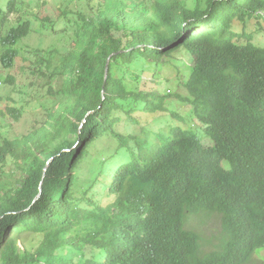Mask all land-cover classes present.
I'll return each instance as SVG.
<instances>
[{"label":"trees","instance_id":"16d2710c","mask_svg":"<svg viewBox=\"0 0 264 264\" xmlns=\"http://www.w3.org/2000/svg\"><path fill=\"white\" fill-rule=\"evenodd\" d=\"M88 5L91 17L78 13L81 23L59 10L73 29L61 48L23 55L31 21H9L19 12L15 0L0 6V84L16 85L7 71L20 58L48 95L69 103L43 132L0 144V168L16 164L18 182L0 205V264H254L264 250V47L254 42L264 37V0ZM40 22V31L57 32L47 17ZM177 50L192 60L183 64L186 96L146 92L177 69L160 65ZM144 68L153 72L142 82ZM56 78L58 89L50 85ZM174 103L190 109L201 136L190 125L171 127L159 147L128 122L133 112L157 110L186 123ZM5 112L14 121L21 115L14 105ZM102 138L114 147L84 178L79 165ZM201 214L220 218L211 252L185 228ZM27 235L42 236L32 250L23 246Z\"/></svg>","mask_w":264,"mask_h":264},{"label":"rangeland","instance_id":"374dc122","mask_svg":"<svg viewBox=\"0 0 264 264\" xmlns=\"http://www.w3.org/2000/svg\"><path fill=\"white\" fill-rule=\"evenodd\" d=\"M9 0H0V6L6 5ZM147 3L152 2H167V0H146ZM188 6L194 5L196 0H186ZM95 0H15L16 8L19 9L18 13L10 14L9 21H17L18 17L25 16L31 21V32L27 38H25L19 49L21 55L26 51H32V49L39 48L47 50L50 47L61 48V45L66 43L68 37L71 36L73 29L67 27L65 29L64 22L66 18H59V10H67L69 12L68 18L70 21L81 23L77 18L78 13L85 15V18L91 17L90 7L88 4H93ZM36 16L37 20L34 18ZM47 17L50 21L55 22V33H49L44 30L40 31L39 28L42 26L41 19ZM65 31H64V30ZM63 30L62 32H60ZM256 47H264V37H258L254 40ZM162 60L169 62L173 67L169 71H164L161 78L156 81L154 85L144 86L146 92H158L160 94L169 92L170 94H179L186 96V91L183 89L180 82H185L189 74V68L183 66L192 65L191 57L184 51L177 50L168 57L160 60V65L163 66ZM30 64L24 63L20 58L15 63L14 67L7 71V74H11L16 81V85L11 87L4 84H0V95L5 98V101L0 103V144L6 140L18 139L23 135H26L33 131L43 132L45 124L49 125V119H55L58 115L63 112V109L69 104L66 101H62L60 96H50L47 94L46 81L40 78H35L30 73ZM153 70L144 68L143 80H149ZM160 75H156L155 78H159ZM62 84V78H56L51 82V86L54 89H58ZM43 85V87H41ZM152 99H150V108H152ZM14 105L20 109V118L18 121H14L11 116L6 114L3 117L2 111H5L6 106ZM171 110H175L178 114H183L186 123L181 124V120H175L167 116L159 118L157 116L158 111H136L128 117V122L132 128L139 124L140 128L144 129L147 133L153 135V140L159 146L163 143V136L168 134V130L171 127H180L185 129L188 125L193 132L201 136L203 130L201 126L193 121L189 120L188 111L190 110L187 106L182 103H174L169 105ZM155 134H158L155 136ZM54 142L51 143V145ZM202 144L205 147L211 146L212 143L204 138ZM114 144L109 138H102L99 142L92 145L87 153L85 159L79 165L80 175L84 178H89L91 172L97 169V157L100 154L108 153V150L113 148ZM160 147V146H159ZM34 158L41 159V155H37ZM97 160V161H96ZM96 161V162H95ZM16 164L8 165L0 168V205L9 198L10 194L6 191L18 186L16 179ZM109 182L108 179H106ZM193 216V215H192ZM190 216L187 218L185 228L190 231L197 232L200 237L204 240L203 250L211 252L220 243L221 235V224L220 218L217 215H206L201 214L198 216ZM42 236L27 235L23 242V246L28 249H34L41 241ZM208 241V242H206ZM22 248V245H19ZM256 259V260H255ZM254 264L259 263L260 260L264 261V250L257 251L255 253ZM76 263V262H75Z\"/></svg>","mask_w":264,"mask_h":264},{"label":"water","instance_id":"95a60500","mask_svg":"<svg viewBox=\"0 0 264 264\" xmlns=\"http://www.w3.org/2000/svg\"><path fill=\"white\" fill-rule=\"evenodd\" d=\"M107 73V65H106V70H105V74ZM48 160V159H47Z\"/></svg>","mask_w":264,"mask_h":264},{"label":"clouds","instance_id":"9594fccd","mask_svg":"<svg viewBox=\"0 0 264 264\" xmlns=\"http://www.w3.org/2000/svg\"><path fill=\"white\" fill-rule=\"evenodd\" d=\"M253 258L255 259V256H254ZM255 260H256V259H255ZM260 261H261V260H260ZM260 261H259V262H260ZM257 264H258V263H257Z\"/></svg>","mask_w":264,"mask_h":264}]
</instances>
